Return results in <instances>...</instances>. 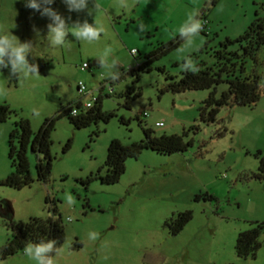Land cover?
I'll list each match as a JSON object with an SVG mask.
<instances>
[{
  "label": "rangeland",
  "instance_id": "374dc122",
  "mask_svg": "<svg viewBox=\"0 0 264 264\" xmlns=\"http://www.w3.org/2000/svg\"><path fill=\"white\" fill-rule=\"evenodd\" d=\"M26 3L0 0V31H11L21 42L31 41L29 60L39 66V75L23 81L10 78L8 69L0 70V87L7 89L6 95H0V104H8L15 112L0 123V180L12 169L7 139L14 121L27 118L36 132L46 117L85 99L77 91L79 82L99 89L102 108L116 116L83 128H75L66 117L58 119L51 134L52 170L47 182L34 180L20 189L0 185V246L10 236L11 221L46 218L52 215L54 204L65 229V239L57 246L59 254H52L55 264H264V244L255 257L239 258L235 251L239 232L254 222H264V181L249 176L258 166L256 152L264 150V84L256 104L221 107L214 123L201 124L197 134L189 133L194 141L186 151L164 155L143 150L137 158L126 160L118 182H81L103 167L114 138L124 144L139 141L142 127L151 128L156 135L188 131L211 89L159 94L165 75L179 77L182 60L200 48V59L211 62L212 50L226 37L242 34L255 10L264 15V0H141L136 19L126 12L110 17L100 11L94 17L86 11L69 12L62 0H53L48 7L66 19L71 17L68 23L77 19L92 23L94 18L105 28L99 41L89 44L69 36L63 47L48 44L44 37L50 19ZM92 6L93 0H89V8ZM194 10L207 20L209 33L201 32L191 46L179 39L150 71L139 72L136 84L141 94L126 106L121 93L132 83L127 70L141 63L157 43L176 42L178 28ZM140 23L145 26L143 32ZM108 47L112 49L108 63L115 61L112 71L120 73L117 81L110 80L109 69L98 64ZM133 48L135 55L130 52ZM181 48L183 51L178 50ZM256 60V71L263 76L264 45ZM84 62L89 67L82 69ZM161 66L165 73L157 69ZM253 66L248 59L246 68ZM224 89L225 84L218 85L216 94ZM121 116L129 123L119 122ZM157 121L163 126H155ZM69 139L70 147L64 152ZM29 161L35 176L36 157L30 155ZM67 195L74 203L67 202ZM186 209L193 212L192 219L177 235H170L165 220ZM91 233L98 235L91 239ZM260 240L264 243V232ZM0 264L36 261L22 250L1 259Z\"/></svg>",
  "mask_w": 264,
  "mask_h": 264
},
{
  "label": "trees",
  "instance_id": "16d2710c",
  "mask_svg": "<svg viewBox=\"0 0 264 264\" xmlns=\"http://www.w3.org/2000/svg\"><path fill=\"white\" fill-rule=\"evenodd\" d=\"M179 39L180 37L176 42L157 43L144 55L141 63L135 68L127 70L132 76V83L121 93L126 106H129L131 99H135L141 94L140 88L136 84L138 73L150 71L156 60L168 54L178 45ZM263 45L264 15L255 10L254 18L242 34L236 38L226 37L219 42L217 48L212 50L211 62L200 59L203 48L190 55L196 60L195 64L199 71L193 74L191 71L182 70L179 77L167 73L165 83L159 89V94L211 89L209 95L201 102L198 108V118L190 125L188 131L184 130L181 134L156 135L151 128L142 127L143 137L139 141L124 144L121 140L114 138L107 147L103 167L90 172L81 182L88 184L93 180H99L103 184H114L125 172L127 159L137 158L143 150H151L164 155L184 152L193 145L194 141L193 137H189L188 134H197L201 124L214 123L221 107H251L256 104L261 98V85L264 84V74L261 76L256 71V54ZM248 59L252 60L254 65L250 70L246 68ZM183 62L184 60L180 64L182 65ZM157 69L162 73L166 72L162 66ZM220 84H225L226 89L222 90L218 96L216 88ZM73 105L80 106V103L77 100L73 104L61 107L54 115L46 117L36 132L32 130L29 119L19 117L14 121L7 139L8 159L12 169L5 178L0 180V185L20 189L29 186L34 180L47 182L52 170L51 134L58 119L66 117L75 128H83L99 120L107 123L116 116L114 111H106L102 108L101 93L91 107L80 110L76 115L70 114ZM12 114L15 112L8 104H0V123L9 119ZM119 122L128 124L129 120L121 116ZM70 142L69 139L63 146L64 152L70 147ZM30 155L36 157L35 176L32 175L30 169ZM255 156L258 159V166L256 171L249 173V176L264 181V150H258ZM45 200L46 202L50 201L48 198ZM192 217L193 212L186 209L165 220L164 226L168 228L170 235H177ZM262 232H264V222H254L251 227L239 232L235 244V251L239 258L255 257L257 250L264 244L260 240ZM41 239L55 240L56 246L65 239L64 225L54 204L51 216L46 218L31 217L26 221L10 222V236L0 246V260L22 251L26 243H36ZM78 246L80 243L75 245V247Z\"/></svg>",
  "mask_w": 264,
  "mask_h": 264
},
{
  "label": "clouds",
  "instance_id": "9594fccd",
  "mask_svg": "<svg viewBox=\"0 0 264 264\" xmlns=\"http://www.w3.org/2000/svg\"><path fill=\"white\" fill-rule=\"evenodd\" d=\"M69 12L86 11L89 16L95 15L99 11V5L93 0V6L89 8V0H62ZM53 0H27L26 7L38 10L41 15L47 16L50 23L47 24V34L44 39L52 47H63L71 36L75 40L85 41L89 44L99 41L101 34L105 32L103 25L96 22L89 23L87 19L80 21L79 19L68 23L71 17L67 19L61 16L48 5H51ZM117 5L120 8H128L127 0H117ZM199 11H191L187 14V19L178 28V35L184 42L185 46H191L194 38L203 31L204 21L199 19ZM138 28L141 32L144 31V24L140 23ZM37 35H39L38 30ZM33 43L31 41L21 42L17 36L11 31H0V70L8 69L9 77L23 81L29 76L39 75V66L34 61L29 60V54L32 50ZM183 51V48L178 49ZM112 52L110 47L105 48L103 55L99 58L98 64L102 68H107L110 71L109 79L112 81L119 80L120 73L112 71L115 68V61L108 63V56ZM183 71H191L193 74L199 71L195 62L191 57H185L181 65ZM2 73V72H0ZM81 91H84L83 82H81ZM7 89L0 87V95H6ZM35 115L39 112L33 109ZM162 126V122H158ZM67 202L74 203L71 195H67ZM98 234L91 233L90 238L95 239ZM55 240L41 239L39 242L26 243L23 248V254L36 261V264H55L53 253L59 254Z\"/></svg>",
  "mask_w": 264,
  "mask_h": 264
},
{
  "label": "built area",
  "instance_id": "2783aa9c",
  "mask_svg": "<svg viewBox=\"0 0 264 264\" xmlns=\"http://www.w3.org/2000/svg\"><path fill=\"white\" fill-rule=\"evenodd\" d=\"M202 17L199 18V19H201L202 21L205 22L204 25H203V31L202 32L209 33L207 20L203 19ZM130 52H131L132 55H135L137 53V50L135 48H133V49L130 50ZM88 67H89V65L86 62L82 63V65H81L82 69H85V68H88ZM83 85H84V91H81V82L78 83L77 91H78V93L81 96L85 97V99H81V98L78 99V102L80 103V106L73 105L71 107V110H70V114L71 115H76V114H78L80 112V110H84V109H87V108L91 107L93 105L95 99L97 98V96L100 93L99 89L92 90V89L87 88V86L84 83H83ZM112 90H113V88L110 86L109 93L112 92ZM143 115L147 116L148 114L146 112H144ZM158 122H161V121L155 122V126H161V124L158 123ZM162 126H163V123H162Z\"/></svg>",
  "mask_w": 264,
  "mask_h": 264
},
{
  "label": "crops",
  "instance_id": "0c3cea01",
  "mask_svg": "<svg viewBox=\"0 0 264 264\" xmlns=\"http://www.w3.org/2000/svg\"><path fill=\"white\" fill-rule=\"evenodd\" d=\"M127 3L129 4L128 8H120L117 5V0H107L105 4L96 3L99 5V11L102 12L101 14H105L107 17H110V15H120L121 13H127L129 17L131 16V19H136L134 15H138L137 17H140L139 14V5L141 4V0H127ZM113 5H117V7L112 8Z\"/></svg>",
  "mask_w": 264,
  "mask_h": 264
}]
</instances>
